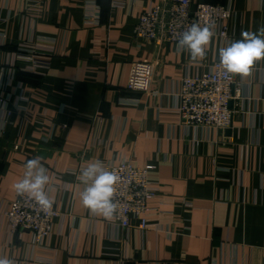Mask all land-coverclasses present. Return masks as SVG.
<instances>
[{"label": "crops", "instance_id": "obj_1", "mask_svg": "<svg viewBox=\"0 0 264 264\" xmlns=\"http://www.w3.org/2000/svg\"><path fill=\"white\" fill-rule=\"evenodd\" d=\"M160 0H0V257L15 264H264V60L235 75L231 127H184L181 79L264 27V0H194L228 8L229 38L193 61L176 43L135 40ZM159 62L151 93L126 91L135 62ZM67 125L62 130V125ZM41 157L60 216L40 243L5 212L25 164ZM149 166L151 226L121 230L81 203L89 161ZM78 181V182H77Z\"/></svg>", "mask_w": 264, "mask_h": 264}, {"label": "built area", "instance_id": "obj_2", "mask_svg": "<svg viewBox=\"0 0 264 264\" xmlns=\"http://www.w3.org/2000/svg\"><path fill=\"white\" fill-rule=\"evenodd\" d=\"M193 1L160 0L158 5L142 14L135 27L134 39L149 40L158 48L165 43L178 44L177 37L191 24L199 23L201 26L213 25L214 36L222 41L227 40L230 10L209 4L193 6ZM158 67V61L133 63L126 91L150 94ZM177 96L178 113L184 127L224 131L231 127L234 110L230 108V104L240 99V84L235 80L234 74L225 73L217 62L200 77L183 76ZM61 129L66 130L67 125H62ZM105 167L116 170L121 177L115 196L118 209L109 222L126 230L130 228V217H133L139 220L138 228L149 230L151 226L144 214L148 210L147 201L156 197L158 190L156 184L147 177L150 167L135 168L123 163ZM5 216L12 234L27 231L32 234L34 242L40 243L51 234L52 226L60 213L54 205L51 212L44 213L30 198L17 195L9 203Z\"/></svg>", "mask_w": 264, "mask_h": 264}, {"label": "clouds", "instance_id": "obj_3", "mask_svg": "<svg viewBox=\"0 0 264 264\" xmlns=\"http://www.w3.org/2000/svg\"><path fill=\"white\" fill-rule=\"evenodd\" d=\"M214 26L199 23L191 24L177 37L178 48L188 53L193 61L206 57L207 47L214 37ZM241 39L229 41L218 50L219 65L225 73L247 76L254 63L264 60V27L255 32L241 33ZM23 178L14 184L19 196H27L41 211L53 210L54 200L49 196V176L41 157H34L25 164ZM77 179L82 183L80 199L83 207L91 215L111 219L117 212L115 200L117 185L121 177L116 170H109L99 160L89 161L80 169ZM0 264H15L11 258L0 257Z\"/></svg>", "mask_w": 264, "mask_h": 264}]
</instances>
